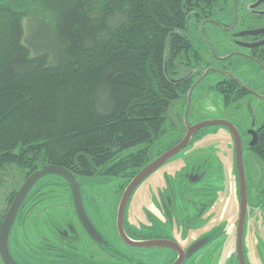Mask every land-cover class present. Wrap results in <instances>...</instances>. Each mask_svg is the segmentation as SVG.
Returning a JSON list of instances; mask_svg holds the SVG:
<instances>
[{
    "label": "flooded vegetation",
    "instance_id": "obj_1",
    "mask_svg": "<svg viewBox=\"0 0 264 264\" xmlns=\"http://www.w3.org/2000/svg\"><path fill=\"white\" fill-rule=\"evenodd\" d=\"M225 1L231 17H191L178 32L185 47L165 76L187 90L169 108L168 115L174 107L179 113L167 117L166 143L146 148L131 178L76 179L96 233L79 220L61 177L52 184L65 211L34 209L45 195L40 190L52 186L38 182L30 191L38 199L29 192L9 232L14 264H264V0ZM255 31L263 32L246 34ZM208 95L227 117L212 121L229 125L189 130L204 122L189 121V112ZM218 126L228 130L229 141L216 138ZM189 131L188 144L143 178L121 208L129 183ZM113 183L107 202L102 188Z\"/></svg>",
    "mask_w": 264,
    "mask_h": 264
},
{
    "label": "trees",
    "instance_id": "obj_2",
    "mask_svg": "<svg viewBox=\"0 0 264 264\" xmlns=\"http://www.w3.org/2000/svg\"><path fill=\"white\" fill-rule=\"evenodd\" d=\"M216 9L226 14L230 1L0 0V172L134 176L187 90L165 76L185 47L178 32ZM47 177L58 178L38 182Z\"/></svg>",
    "mask_w": 264,
    "mask_h": 264
},
{
    "label": "rangeland",
    "instance_id": "obj_3",
    "mask_svg": "<svg viewBox=\"0 0 264 264\" xmlns=\"http://www.w3.org/2000/svg\"><path fill=\"white\" fill-rule=\"evenodd\" d=\"M227 2L229 3V1H227ZM217 9H216L214 16H216L218 19H225L227 17L232 16L231 15V9L228 10L226 12V14L219 12ZM32 34H33L32 32L29 33V31L25 30L24 39H23L24 43L27 39V36H30ZM217 35L219 37L216 38L215 40L221 38L220 32H218ZM33 40H34V44L38 43V39L34 35H33ZM214 80H216V79L214 78V76H212L209 80H206V82L209 83L208 85H210ZM219 106H220V104H218V99H217V97H215V95H208L205 98L203 97V99L195 105L196 111H194V114H193V109L190 110L189 121L191 118H193V121H197V120L212 121V120H222V119L226 120L227 119L226 116L219 114ZM175 112H176V114L179 113V110L177 111V107H174L169 112V115H168L169 120L175 119V116H174ZM220 116L222 117V119H220ZM225 120H223V121H225ZM226 122H229V121H226ZM211 129L212 128H210L208 130L211 131ZM214 131L219 132L217 135H215L217 139L221 138V139H225L226 142L229 141L228 135H227L228 134L227 129H225L224 127L218 126V127H214ZM163 139H164V137H161L159 139V142L164 143ZM142 149L144 150L143 147H138V148H135L133 150L128 151L127 153L130 152L132 155H135L136 153L141 152ZM24 175H25V173L20 172L15 167H6L2 172H0V219H1L2 215L5 213V210L8 208L6 200L14 192H17L18 188L21 186V184L25 180ZM47 178H50L49 180L51 182H53V178H55V177H47ZM112 179H113L112 182H117L118 178H112ZM116 185H117L116 183H113L111 185H107V186L102 188V191L104 192V194L106 196V198H104L103 200H106L107 202L109 201V199H107V198L113 195L112 193H113L114 187H116ZM60 191L59 190H53V184L50 187H44L43 189H41L40 192L42 193V195L45 193V195L42 196L43 201L39 205H35L34 209H36V210L46 209V210H51V211L55 210L56 212H58L57 214H60L63 211H65V209H66L65 204H64L63 200L61 199V197L59 196L60 194H62V193H60ZM53 194H55L54 198H53ZM28 198L38 199V196L33 197L32 192H30ZM26 208H27V205H26ZM262 236L264 239V231L262 232Z\"/></svg>",
    "mask_w": 264,
    "mask_h": 264
},
{
    "label": "water",
    "instance_id": "obj_4",
    "mask_svg": "<svg viewBox=\"0 0 264 264\" xmlns=\"http://www.w3.org/2000/svg\"><path fill=\"white\" fill-rule=\"evenodd\" d=\"M258 5H255V7ZM235 9V8H234ZM236 12V10L234 11ZM261 15H264V12L261 13ZM263 31H255V32H248L246 34L249 35H256L259 33H262ZM240 36V35H237ZM194 87V86H193ZM192 87V89H193ZM192 89L190 90V92L192 91ZM187 108H188V103H187ZM221 123L227 124V122L224 121H204L201 122L195 126H193L191 129L189 130H195V129H199V128H205V127H210V126H215V125H220ZM190 139V131L187 133L186 136H184V138L181 140V142L174 146L171 150H169L168 152L164 153L159 159H157L154 163H152L151 165L147 166L146 168H144L128 185V187L126 188L123 197H122V207L125 204L126 200L128 199L130 193L132 192V190L135 188V186L143 179L145 178L150 172H152L153 170H155L158 166H160L162 163H164L165 161H167L168 159H170L171 157H173L175 154H177L178 152H180L189 142ZM46 176H57V177H61L63 178L70 186L71 192H72V196H73V204H74V209L75 212L79 218V220L82 222V224H84V226L90 230V231H94L93 227L91 226V224L89 223L85 212L83 210L82 204H81V200H80V196H79V189L77 186V180L75 178V176L70 173L69 171L57 167V166H53V165H47L42 167L39 170H36L34 173H32L20 186V188L18 189V191L16 192V194L14 195L9 208L7 210V213L0 225V258L3 260V262L5 264H14L11 260V257L9 255L8 249H7V241H8V236H9V232L12 226V223L16 217V214L18 212V210L21 208L25 198L27 197V195L29 194V192L31 191V189L33 188V186L42 178L46 177ZM94 233H96L94 231ZM97 235V234H96ZM94 236V235H93ZM94 238H96V236H94ZM98 240V239H97Z\"/></svg>",
    "mask_w": 264,
    "mask_h": 264
}]
</instances>
